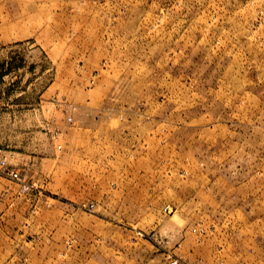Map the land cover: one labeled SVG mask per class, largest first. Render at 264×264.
I'll use <instances>...</instances> for the list:
<instances>
[{
  "label": "rangeland",
  "instance_id": "obj_1",
  "mask_svg": "<svg viewBox=\"0 0 264 264\" xmlns=\"http://www.w3.org/2000/svg\"><path fill=\"white\" fill-rule=\"evenodd\" d=\"M0 149V264H264V0H0Z\"/></svg>",
  "mask_w": 264,
  "mask_h": 264
},
{
  "label": "built area",
  "instance_id": "obj_2",
  "mask_svg": "<svg viewBox=\"0 0 264 264\" xmlns=\"http://www.w3.org/2000/svg\"><path fill=\"white\" fill-rule=\"evenodd\" d=\"M0 176L6 177L12 181L18 182L20 180V174L17 170L10 168L6 161V156L3 150L0 149ZM91 209L92 206H89Z\"/></svg>",
  "mask_w": 264,
  "mask_h": 264
}]
</instances>
